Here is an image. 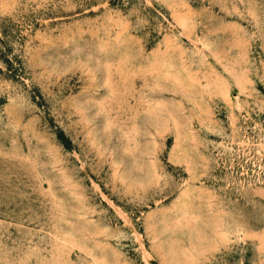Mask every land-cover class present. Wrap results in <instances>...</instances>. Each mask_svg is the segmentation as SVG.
I'll list each match as a JSON object with an SVG mask.
<instances>
[{
  "label": "rangeland",
  "instance_id": "374dc122",
  "mask_svg": "<svg viewBox=\"0 0 264 264\" xmlns=\"http://www.w3.org/2000/svg\"><path fill=\"white\" fill-rule=\"evenodd\" d=\"M0 264H264V0H0Z\"/></svg>",
  "mask_w": 264,
  "mask_h": 264
}]
</instances>
